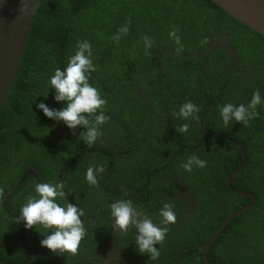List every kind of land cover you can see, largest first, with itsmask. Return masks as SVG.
I'll return each mask as SVG.
<instances>
[{"label":"trees","instance_id":"obj_1","mask_svg":"<svg viewBox=\"0 0 264 264\" xmlns=\"http://www.w3.org/2000/svg\"><path fill=\"white\" fill-rule=\"evenodd\" d=\"M125 25L128 31L120 32ZM84 40L95 66L89 82L106 100L107 120L91 146L78 137L82 128L70 130L36 107L41 101L62 106L48 80ZM257 91L264 98V35L212 0H40L18 75L0 111L3 264L31 259L30 264H205L202 246L230 212L252 200L226 184L242 161L232 186L256 194L257 203L222 229L208 255L215 264L235 263L251 232L245 225L250 213L260 214L253 233L264 252V104L246 125L225 126L219 115L225 103L247 105ZM187 101L198 106L194 118L175 117ZM185 123L187 131L179 132ZM208 123L211 129L204 126ZM191 156L206 166L186 171L182 165ZM93 165L104 169L95 186L85 179ZM180 176L188 193L182 194ZM37 182H62L65 199L84 209L87 231L76 255L41 247L37 231L46 230L28 231L17 223ZM118 199L132 200L156 223L164 203L174 206L177 219L157 245L156 259L135 250L134 228L107 232L110 205ZM113 245L120 260L105 258Z\"/></svg>","mask_w":264,"mask_h":264},{"label":"clouds","instance_id":"obj_2","mask_svg":"<svg viewBox=\"0 0 264 264\" xmlns=\"http://www.w3.org/2000/svg\"><path fill=\"white\" fill-rule=\"evenodd\" d=\"M119 31L126 33L127 26H123ZM170 35L175 36V33L172 32ZM176 39L178 41L179 38L176 37ZM94 70L90 43L87 40L78 41L74 54L68 57L66 66L63 69L57 67L48 80L51 90H54V101L62 106L52 108L43 101L36 104V107L47 118L63 122L70 130L82 128L78 137L89 146L97 142L100 136L98 126L107 120L103 111L106 100L101 96L99 90L89 82L90 73ZM48 95L43 97L47 99ZM261 104H264V98L257 91L253 93L247 105L225 103L219 108V115L225 126H228L232 121L242 122L246 125L258 114L256 108ZM198 110L196 104L187 101L182 103L173 115L187 120L190 117L194 118V114ZM89 117L93 119L90 120ZM188 127L187 123L182 124L178 131L183 133L187 131ZM206 163L205 160L197 156H191L183 163L182 167L191 172L193 167L203 168ZM103 171L104 169L100 165L89 166L85 173L87 183L93 186L97 185L98 176ZM64 188L65 185L62 182L35 183L34 195L26 197L25 203L19 209L16 221L17 223L23 222L26 229L34 227L37 229L39 226L42 230H46L37 231L43 236L40 240L41 247L59 255L64 253L76 255L87 231L85 222L82 220L85 211L78 204L70 203L68 199H65ZM110 216L112 217L113 231L127 233L129 228L135 229V250L141 255L147 254L151 259H156L159 256L157 245L165 239L168 231L167 226L175 223L177 219L174 206L171 203L163 204L159 210L160 220L156 223L148 214L139 211L130 199H118L113 202L110 205ZM113 259L120 260V255Z\"/></svg>","mask_w":264,"mask_h":264},{"label":"water","instance_id":"obj_3","mask_svg":"<svg viewBox=\"0 0 264 264\" xmlns=\"http://www.w3.org/2000/svg\"><path fill=\"white\" fill-rule=\"evenodd\" d=\"M39 1L40 0H0V111L7 101L18 75L28 34L33 25ZM212 1L238 21L264 35V0ZM227 137L231 138L230 136ZM236 142L242 146L243 151L246 153L243 143L240 140H236ZM228 184L232 187L231 179ZM240 192L253 196L256 200L257 196L254 193L250 191ZM247 208H249V206L232 212L223 221L220 229H218L212 238L202 246L206 264H213L208 256L212 241L231 219L240 215ZM31 262L32 259L26 264H30ZM0 263L3 264L1 260Z\"/></svg>","mask_w":264,"mask_h":264},{"label":"flooded vegetation","instance_id":"obj_4","mask_svg":"<svg viewBox=\"0 0 264 264\" xmlns=\"http://www.w3.org/2000/svg\"><path fill=\"white\" fill-rule=\"evenodd\" d=\"M205 122H208L207 120H206V118H204L203 119ZM215 125V124H214ZM206 128H208V129H211L210 128V126H211V124L210 123H208L207 124V126L206 125H204ZM208 131V130H207ZM212 131V133H218V134H220V135H222V136H228L229 134H225V133H219V132H217L216 130L214 131V130H211ZM207 133H209V132H207ZM224 134V135H223ZM237 140V139H236ZM225 145H227V143H224L223 144V146H225ZM245 153V152H244ZM244 162L245 161H242L240 164H239V166H238V168H236L232 173H231V175H229V176H227V178H226V180H227V182H226V184H227V186L228 187H230L231 189H232V187L231 186H229V184H228V182H229V180L231 179V184H232V179H233V177L235 176V174L240 170V168L243 166V164H244ZM180 178H181V185H182V189H183V191H182V194L185 192V191H187L186 189H187V187H186V184H185V181L183 180V177L182 176H180ZM232 190H234L235 192H237V193H239V194H243L244 195V193H241L240 191H243V190H240V189H238V188H233ZM237 190H239V191H237ZM187 193H188V191H187ZM246 196H248V197H251L252 198V200L250 201V202H248V203H245V204H243L241 207H239V208H237L236 210H239V209H241V208H243V207H245V206H249V208H247L246 210H244L240 215H242L243 213H245L246 211H248V210H250L256 203H257V200H258V198L256 197V200L253 198V196H250V195H246ZM225 210H228V208H226L225 207ZM236 210H234V211H236ZM234 211H232V212H234ZM232 212H230V213H232ZM229 213V214H230ZM10 214H12V212H10ZM13 215V214H12ZM240 215H237V216H240ZM14 217H16L15 215H13ZM236 216V217H237ZM218 217V214H214L213 215V218H214V222H216V218ZM235 217V218H236ZM259 220H261V217H260V214L259 215H253L252 213H250V214H247V217H246V219H245V225H246V229L247 230H251V232H248L247 234H245V236H244V238H243V245H241V247H240V255H239V257L237 258V260H236V262L235 263H231V264H264V252H263V250L261 249V252H260V250H259V239H258V237H257V234H255V233H253V227H255V225H256V223L259 221ZM22 223V222H21ZM23 224V223H22ZM28 231H29V229H27ZM107 232H112V227H111V229H109V230H107ZM114 247H115V245H113ZM113 247V248H114ZM115 249H116V247L114 248V251L113 252H108L107 254H106V257L105 258H107L109 261H113L114 259H113V257H115V256H117L118 254H116L115 253ZM86 255H87V253H86ZM203 255H204V252H203ZM204 258H205V255H204ZM204 258H203V260H204ZM1 260V259H0ZM211 260V259H210ZM212 261V260H211ZM223 261V264H227V261L226 260H222ZM204 263L206 264V262H205V260H204ZM212 263L213 264H215L213 261H212ZM222 262L220 261V263L219 264H221Z\"/></svg>","mask_w":264,"mask_h":264},{"label":"bare ground","instance_id":"obj_5","mask_svg":"<svg viewBox=\"0 0 264 264\" xmlns=\"http://www.w3.org/2000/svg\"><path fill=\"white\" fill-rule=\"evenodd\" d=\"M206 132H209V133H211L212 131H211V130H208V131H206Z\"/></svg>","mask_w":264,"mask_h":264}]
</instances>
